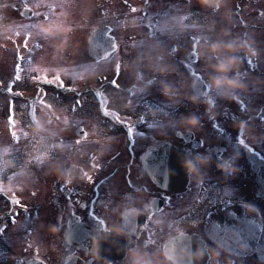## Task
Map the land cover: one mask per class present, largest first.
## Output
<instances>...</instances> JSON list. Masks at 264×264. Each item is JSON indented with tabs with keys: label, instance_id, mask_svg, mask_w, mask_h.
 I'll use <instances>...</instances> for the list:
<instances>
[{
	"label": "flooded vegetation",
	"instance_id": "obj_1",
	"mask_svg": "<svg viewBox=\"0 0 264 264\" xmlns=\"http://www.w3.org/2000/svg\"><path fill=\"white\" fill-rule=\"evenodd\" d=\"M102 35L108 36L107 32ZM88 51L91 56L98 51L108 58L116 48L114 44L97 41L90 43ZM14 53L13 43L8 47L0 45L1 72L9 71ZM234 63L245 71L253 68L247 55H238ZM128 68L149 69L154 65L139 62ZM233 72L236 75L238 70L234 68ZM168 75V85L173 87V66ZM134 79L149 83L153 78L144 80L137 73ZM99 112L116 121L117 126L101 122ZM87 114L80 126L71 124L68 141L59 138L53 142L52 160L43 179L41 208L17 205L0 211V242L20 237L24 231L18 229L21 226L36 224L38 229L43 228L49 250L36 243L31 236L33 231L27 228L20 237L19 252L0 251V264H65L69 258H79L84 264H174L166 257L164 245L177 234H194L205 243L209 260L204 264H242L248 259L264 264V191L257 179L264 154L254 151L258 158L245 156L249 165L247 174L255 172L256 177L252 181L255 190L251 187L243 198L233 200L235 196L230 190L223 196L221 189H206L203 181L182 194L168 193L144 184L139 163L142 152L137 150L141 142L134 137L137 125L132 122L133 110L128 112L130 122L125 124L106 113V109L87 110ZM211 155V146H205V158L191 151L188 157L199 165L201 161L210 163L219 180L230 178L227 176L232 170L218 167L226 159L218 157L215 163L208 160ZM229 160L236 174H244L242 162L236 158ZM14 211L20 214L9 222ZM80 229L88 230L94 250L103 249V261L94 252L86 253L68 241L71 237L87 241L84 235L87 233Z\"/></svg>",
	"mask_w": 264,
	"mask_h": 264
},
{
	"label": "rangeland",
	"instance_id": "obj_2",
	"mask_svg": "<svg viewBox=\"0 0 264 264\" xmlns=\"http://www.w3.org/2000/svg\"><path fill=\"white\" fill-rule=\"evenodd\" d=\"M190 3L192 4V7L196 6L200 0H189ZM55 2H59V3H54V2H49V4H39V3H36L34 2L33 0H31V3H34L32 4L31 6L32 7H36V9L38 10V13L40 14L41 12V8H47L49 5H53L56 9H57V13L58 14H61V19L62 22H63V27H68L67 23H70V20H71V17L73 19H76V15L78 16L77 18H79V24H81V26L83 27H86V25L84 24L85 22L86 23H90V24H96L97 23V19H95L96 17L98 18H101L102 16L99 15L98 13V7H103V4H100V3H97V1H94V0H77V2H75V4L73 3H68L67 1H56ZM110 3V2H109ZM15 7H21V3H15ZM74 5V6H72ZM183 9H189L188 6H184ZM89 12L90 13V17H86V15L82 14V12ZM251 11L253 12V18L252 20L254 22H257V16H258V13L259 12H263V6L261 4H257L255 5L254 7L251 8ZM78 13V14H77ZM10 14V9L8 8V5L6 4H1L0 3V16H7L10 18L9 16ZM38 14V16H39ZM105 15V14H104ZM81 17H86V19L84 18H80ZM3 19H0V28L2 27L1 25V22H2ZM177 21H180L178 18H175L172 22V25H170V27H179V26H176V25H173L175 24ZM47 22L46 26L47 27H52L53 26V21L52 19H48L45 21V23ZM192 24L194 26L192 27H196L197 26V22L195 20H192L191 21ZM15 26H18L17 24ZM20 26H22L20 24ZM27 26H30V27H35V23L32 21V22H29L27 24ZM24 27V25H23ZM176 32H180V30H176ZM174 34H175V31H174ZM160 43V42H159ZM227 53L224 52V58L225 59H230L229 55H226ZM47 55H49V53H47ZM262 56H264V53H261ZM206 63H204V66H206V68L208 67V62H211L212 63V60L211 58L208 60V61H204ZM159 69H161L162 67L159 66L158 67ZM165 72V71H163ZM46 78H49L50 80L54 81V82H59V83H71L72 80H73V77L70 76V74L68 72H65V71H62L60 72L59 70H56V71H53L51 73H48L46 75ZM48 81V80H46ZM211 93L213 95H215L216 97L220 98L221 100H224L223 97V94H222V91L218 90L217 88H211ZM186 95H187V92H186ZM193 94H188V97H189V100H188V108L190 109V113L191 114H195L197 113V109L201 107V103L199 101H197L195 97L192 96ZM264 101V98L262 99ZM177 103V104H176ZM185 107L184 105H182L181 103V100L180 99H177L175 101V107L174 109L172 110V112L174 111H177L178 108H183ZM186 108V107H185ZM145 119H146V122L147 124L149 125V127H146L143 132H141L139 134L140 137H142L143 139L146 140V142L148 143L149 139H151L152 141H156V140H161V139H164L166 137V135L163 137V133L161 132V130H159L157 133L155 131L156 128H158L160 125H161V120L160 121H155V118H150L147 116H144ZM2 117L0 116V123H2ZM186 125H193V123H189V120L185 123ZM0 134H2V131H0ZM139 137V138H140ZM168 137V135H167ZM142 143V142H141ZM38 150V149H36ZM34 152V150L32 151ZM224 189V188H223ZM233 192H237V191H233ZM27 228H31V230L33 231L32 232V235L33 237H35L37 235V231H36V228L33 227V226H21L19 227L18 229L19 230H23L24 231L27 229ZM23 231V232H24ZM44 231V230H43ZM36 232V233H35ZM13 243H10L8 244V246L10 247V251H16L19 244H20V241L18 239H14L12 240Z\"/></svg>",
	"mask_w": 264,
	"mask_h": 264
},
{
	"label": "clouds",
	"instance_id": "obj_3",
	"mask_svg": "<svg viewBox=\"0 0 264 264\" xmlns=\"http://www.w3.org/2000/svg\"><path fill=\"white\" fill-rule=\"evenodd\" d=\"M201 2L203 3H207L209 2V0H201ZM226 47L231 48L232 45H226ZM211 51H215L216 50V45H212ZM234 62V58L230 59L228 62H221L219 64H217L215 67L217 69L218 72H223L225 70V66L227 63H231ZM221 86H223L226 89H230V88H235V87H239V83L235 80V79H230L227 78L224 75H217L216 77H214L211 81L210 87L213 88H217L219 89ZM195 118H190L189 119V123H195ZM206 162V161H205ZM184 167L191 173L193 170H195V165L193 164V162L191 160H186L184 162ZM218 167L224 171H234L233 165H232V161L230 160H224L223 162H221ZM126 212L129 210H125ZM136 215H139V212L136 211L135 213ZM122 215H124V213H122Z\"/></svg>",
	"mask_w": 264,
	"mask_h": 264
},
{
	"label": "bare ground",
	"instance_id": "obj_4",
	"mask_svg": "<svg viewBox=\"0 0 264 264\" xmlns=\"http://www.w3.org/2000/svg\"><path fill=\"white\" fill-rule=\"evenodd\" d=\"M219 53H221L220 50H217V51L213 52V51H210V50L206 51L204 49H200V54H201V56H202V58H203L204 61H208L209 58H213L215 55H219ZM153 72L154 73L157 72V69L154 68L153 69ZM214 74L216 76L217 75H223L222 73H220L218 71H214ZM220 89H222L225 92L226 95H229V94H232L233 93V91H231L229 89H226L223 86H221Z\"/></svg>",
	"mask_w": 264,
	"mask_h": 264
},
{
	"label": "snow or ice",
	"instance_id": "obj_5",
	"mask_svg": "<svg viewBox=\"0 0 264 264\" xmlns=\"http://www.w3.org/2000/svg\"><path fill=\"white\" fill-rule=\"evenodd\" d=\"M133 11H135V8H133Z\"/></svg>",
	"mask_w": 264,
	"mask_h": 264
}]
</instances>
